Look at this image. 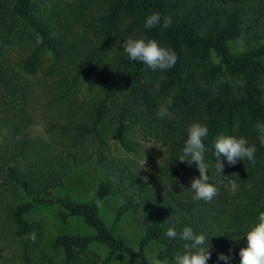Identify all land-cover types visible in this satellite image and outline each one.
Wrapping results in <instances>:
<instances>
[{
    "label": "trees",
    "instance_id": "1",
    "mask_svg": "<svg viewBox=\"0 0 264 264\" xmlns=\"http://www.w3.org/2000/svg\"><path fill=\"white\" fill-rule=\"evenodd\" d=\"M43 1L0 0V39L29 48L21 69L41 75L45 109L55 111L46 127L50 140L17 137L23 119L12 113L13 97L26 88L18 74L3 69L0 61V125L13 128L8 132L10 145L0 152V178L5 185V194L0 191L4 264H111L118 253L127 257L118 264H133V259L148 264L156 258L173 264L185 241L170 240L165 233L169 227L179 232L184 226L209 237L212 248L207 264H220L218 253L240 261L239 250L246 246L243 236L264 211V145L256 128L258 122L264 123V0H103L98 19L108 38L112 26L122 27L125 35L155 39L178 58L171 69L153 71L130 60L121 48L87 114L77 98L78 80L94 66L106 43L82 53L66 49V38L54 35L60 15L42 9ZM152 13L170 16L172 24L166 29L162 24L145 29V19ZM236 38L245 39L247 46L232 52L229 41ZM42 49L50 55L41 54ZM169 99V113L149 122L165 149L164 161L146 170L120 162L103 133L112 105L116 109L111 114L113 137L131 151L124 136L125 118L142 107L158 112ZM194 122L209 129L205 162L213 175L220 174L213 156L219 135L244 137L256 146L255 164L245 159L229 166L224 161L221 174L230 175L236 188L229 195L218 188L211 202L193 199L190 182L199 172L194 163L177 160L187 128ZM92 162L105 177L89 200L51 195L74 169ZM110 195L119 198L114 221L130 214L143 230L136 248L115 236L99 215L100 203ZM50 204L62 208L58 216L79 217L91 229L87 234L54 237L50 249L61 253L58 261L40 251L35 256L27 240L40 230L27 215L37 205ZM93 244L103 245L106 254L100 257L91 249Z\"/></svg>",
    "mask_w": 264,
    "mask_h": 264
},
{
    "label": "rangeland",
    "instance_id": "2",
    "mask_svg": "<svg viewBox=\"0 0 264 264\" xmlns=\"http://www.w3.org/2000/svg\"><path fill=\"white\" fill-rule=\"evenodd\" d=\"M40 6L47 12L60 15L57 17L58 22L55 23L54 35L58 39L66 38V49L70 48L74 53H82L86 49L106 43L104 50L98 54L99 57L94 62V66L78 80L77 98L83 111L87 114L104 86V78L116 65V57L121 52L123 41L130 36L125 35L122 27L113 28L112 26L110 36L107 37L104 24L98 19L104 9L103 0H44ZM5 42L6 40L0 39V43H3L1 48L3 54L0 53V61L1 63L4 61L1 66L3 69L8 67L14 70L18 74L19 81L26 88L25 93L22 92L13 97L12 113L23 119L16 136L50 140L46 127L54 120L55 111L45 109L46 93L43 79L40 74L31 75L24 72L20 66L21 60L29 48L22 43ZM246 46L247 42L243 38L229 41L232 52H239ZM41 54L49 56L50 52L42 49ZM90 80H92L91 85ZM115 110L112 105L105 118L107 125L103 128L104 137L112 154L120 162L143 170L161 164L165 159V149L149 128L150 119L156 117L157 111L149 112L148 109L142 107L131 112L130 117L125 118L123 122L125 124L124 136L129 145L133 147V150L127 151L113 137L111 114H114ZM18 124L20 125V123ZM3 125L5 124L0 125V152L5 146L10 145L8 144L11 143L8 132L13 131L12 126L4 127ZM144 160L145 163L143 164ZM208 175L209 182L221 188L220 190L228 195L232 194L236 188L235 180L226 173L215 175L208 173ZM104 177L105 173L95 163L85 164L66 176L63 183L52 190L51 195L68 197L76 201H87L92 197L97 182ZM234 185L235 187H233ZM1 190L5 194V185L0 178ZM118 201L119 198L116 195L106 197L99 205V215L115 236L136 248L143 230L136 225L130 214L114 221V208ZM61 210L62 208L58 204L37 205L27 215L29 221L37 222L40 227L39 231L33 232L36 237L34 242L30 239L31 235L27 239L35 256H37L36 252L40 251L58 261L62 256L61 253L50 249V242L54 237L60 233L87 234L91 232V229L79 217L58 216V212ZM91 249L96 251L100 257L106 254V248L103 245L93 244ZM152 250L150 247L149 251ZM6 253V250L0 249V264H4ZM126 258L124 254L118 253L111 264H118ZM132 262L133 264H141L135 259ZM219 263L225 264L224 261ZM228 264H240V261L230 258Z\"/></svg>",
    "mask_w": 264,
    "mask_h": 264
},
{
    "label": "clouds",
    "instance_id": "3",
    "mask_svg": "<svg viewBox=\"0 0 264 264\" xmlns=\"http://www.w3.org/2000/svg\"><path fill=\"white\" fill-rule=\"evenodd\" d=\"M161 24L162 28H168L172 24L171 17L164 16L162 18L159 13H152L146 17L144 27L145 29H152ZM122 48L130 60L142 62L153 71L163 72L171 69L175 66L178 58L174 50L161 46L158 41L150 38L129 37L123 41ZM171 104L172 101L169 99L166 104L161 105L157 116L159 118L166 116ZM256 128L261 133L259 136L260 143L264 145V123L258 122ZM208 135L209 129L206 125L199 122L190 124L187 128V138L182 148V154L177 159L182 163L189 165L194 163L196 165L199 177H194L191 180L190 189L194 193V200L205 202H211L219 191L217 186L209 182V164L205 162V153L209 149L206 148L204 140ZM213 149L215 169L220 174L225 167L224 161L229 166H234L238 161L245 159L252 164L256 162V146L250 145L244 137L219 135L215 139ZM221 157L224 158L223 161ZM145 179L147 178L145 177ZM165 236L170 240L185 241L182 245L183 250L175 255L173 264H207L208 260L211 259L210 249L212 245L209 243V237L205 234L196 233L191 227L184 226L179 232L175 227H169ZM243 237L246 238V246L239 250L240 264H264V211L259 212L257 222L248 226ZM30 239L35 241L34 233L31 234ZM217 259L228 264L230 257L218 253ZM148 264H162V261L156 258L148 261Z\"/></svg>",
    "mask_w": 264,
    "mask_h": 264
}]
</instances>
